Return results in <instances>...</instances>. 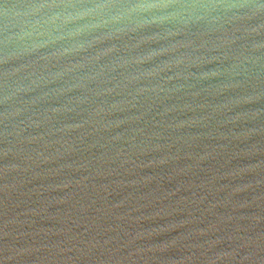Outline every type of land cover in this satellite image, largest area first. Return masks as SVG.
Segmentation results:
<instances>
[{
    "label": "water",
    "instance_id": "obj_1",
    "mask_svg": "<svg viewBox=\"0 0 264 264\" xmlns=\"http://www.w3.org/2000/svg\"><path fill=\"white\" fill-rule=\"evenodd\" d=\"M0 264H264V0H0Z\"/></svg>",
    "mask_w": 264,
    "mask_h": 264
}]
</instances>
